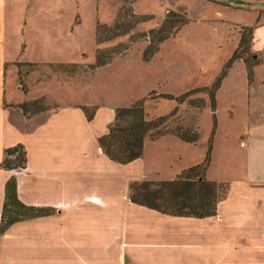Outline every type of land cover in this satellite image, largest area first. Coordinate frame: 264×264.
Segmentation results:
<instances>
[{
	"label": "crops",
	"instance_id": "crops-1",
	"mask_svg": "<svg viewBox=\"0 0 264 264\" xmlns=\"http://www.w3.org/2000/svg\"><path fill=\"white\" fill-rule=\"evenodd\" d=\"M4 3L0 0V225L11 179L16 180L20 203L42 215L6 230L0 237V264H264V3L233 7H249L253 22L234 28L232 55L213 83L201 89L212 88L221 78L239 49L241 29H249L251 74L244 56L235 60L215 93L217 125L206 179L227 184L229 191L217 215L202 219L162 214L131 202V185L147 173L123 175L138 160L115 163L99 146L116 108L108 112L103 131L92 134L95 165L82 161L87 154L77 153L75 142L86 138L104 105H98L92 121L82 109L92 106L75 103L47 114H23L8 87L9 72L18 60L7 57ZM238 76L241 81L233 85ZM224 102L242 110L245 128L228 139L219 155L216 112ZM18 145L26 152V167H1L6 151Z\"/></svg>",
	"mask_w": 264,
	"mask_h": 264
},
{
	"label": "rangeland",
	"instance_id": "rangeland-1",
	"mask_svg": "<svg viewBox=\"0 0 264 264\" xmlns=\"http://www.w3.org/2000/svg\"><path fill=\"white\" fill-rule=\"evenodd\" d=\"M3 1L7 57L12 62L18 60L9 72L8 86L15 103H29L30 116L37 110H45L43 113L47 114L73 103L95 108L104 105L98 121L86 130V138L75 142L76 152L87 154L82 161L95 165L92 156L96 141L92 134L103 131L110 109L130 107L144 100L146 120L165 117L163 131L167 135L154 142L147 138L143 157L124 168L123 175L133 178L147 173L141 181H173L183 171L203 162L214 130V115L211 93L201 89L213 83L232 55L230 35L234 28L253 22L249 7L234 9L243 5L228 0ZM241 1L264 3V0ZM123 7H131L135 14L152 19L136 26L130 34L98 46L97 25L113 27ZM169 12L178 13L188 24L161 44L150 62H144L143 53L150 43L146 36L162 25ZM121 13L123 24L132 21L129 13ZM123 47H128V51L115 57L108 66L89 69L96 61L97 49ZM247 48L240 55L251 66L252 55ZM21 62L35 65H18ZM240 81L238 76L233 85ZM186 93L188 99L183 104L161 98L163 94ZM228 94L227 90L226 98ZM201 105L204 107L199 108ZM216 114L217 152L222 155L228 139L236 138L244 130L245 122L242 110L231 109L228 102L221 104ZM179 130L187 136H191L189 132L200 133L197 145L178 140L174 133ZM217 170L212 174L216 175Z\"/></svg>",
	"mask_w": 264,
	"mask_h": 264
},
{
	"label": "trees",
	"instance_id": "trees-1",
	"mask_svg": "<svg viewBox=\"0 0 264 264\" xmlns=\"http://www.w3.org/2000/svg\"><path fill=\"white\" fill-rule=\"evenodd\" d=\"M122 11L127 12L132 21L123 24L120 20ZM150 16H139L133 8L123 7L118 14V19L113 27L105 24H98L96 29V42L98 46L115 38L128 35L136 26L151 20ZM186 20L176 12H169L162 25L152 30L146 37L150 40L149 46L143 53V61L150 62L158 53L159 46L170 38L175 37L182 27L187 25ZM242 38L239 49L227 64L221 78L210 89H204L211 93L212 111L215 112V93L218 90L226 70L231 64L243 57L241 52L248 49L251 33L249 29H242ZM240 51V49H242ZM128 51V47L115 48L111 50L97 49L96 61L89 67L91 70L101 69L108 66L117 56H122ZM18 65H35L32 63H20ZM64 65V64H63ZM249 75L251 66L248 65ZM161 98L183 104L188 99V94L175 96L163 94ZM25 116H30V104L24 103L19 106ZM201 105L199 108H203ZM88 121L95 117L97 108L82 107ZM45 110H37L33 114H41ZM165 117L155 120H146L144 114V100H140L130 107L117 108L115 119L108 128V133L99 138V146L104 154L113 162L127 165L143 157L145 140L150 138L156 141L167 135L163 131ZM216 119L214 116V130L209 139L208 151L205 161L202 164L190 167L183 171L173 181H142L131 185L130 200L132 203L158 211L162 214L183 217L207 218L217 215V207L220 201L226 198L229 186L223 183L210 182L206 179V173L211 162L212 143L215 136ZM187 136L181 130L174 133L184 143L197 145L200 140V133L189 132ZM27 164L26 152L23 146L18 145L6 151V158L1 167L8 170L24 169ZM41 212L30 210L20 203L17 197L16 180L11 179L6 185V197L3 216L0 225V237L6 230L23 219L41 216Z\"/></svg>",
	"mask_w": 264,
	"mask_h": 264
},
{
	"label": "water",
	"instance_id": "water-1",
	"mask_svg": "<svg viewBox=\"0 0 264 264\" xmlns=\"http://www.w3.org/2000/svg\"><path fill=\"white\" fill-rule=\"evenodd\" d=\"M228 2L236 4V5H248L247 2H244V1H241V0H228Z\"/></svg>",
	"mask_w": 264,
	"mask_h": 264
}]
</instances>
